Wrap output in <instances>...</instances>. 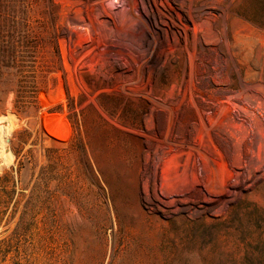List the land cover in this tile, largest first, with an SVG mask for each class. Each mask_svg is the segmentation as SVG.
<instances>
[{"label": "rangeland", "instance_id": "rangeland-1", "mask_svg": "<svg viewBox=\"0 0 264 264\" xmlns=\"http://www.w3.org/2000/svg\"><path fill=\"white\" fill-rule=\"evenodd\" d=\"M163 1L177 25H155L150 0L134 3L140 24L116 0H0V45L21 39L38 106L14 112L3 70L0 117L16 127L0 264H264V0ZM189 102L222 114L237 152L212 214L167 218L148 212L141 175L154 111Z\"/></svg>", "mask_w": 264, "mask_h": 264}, {"label": "bare ground", "instance_id": "bare-ground-1", "mask_svg": "<svg viewBox=\"0 0 264 264\" xmlns=\"http://www.w3.org/2000/svg\"><path fill=\"white\" fill-rule=\"evenodd\" d=\"M116 1L128 6L132 5L133 8H129L131 10L125 17L130 19L134 16L136 22L141 23L142 16L140 17L138 13V17L134 15L135 12L142 14L143 11L142 8L136 7L137 0ZM150 2L155 25L159 26L162 18H167L170 26L177 25L171 16L173 10L177 11L176 6L163 0H150ZM158 6L162 9L159 10ZM164 28L169 37L165 25ZM210 73V67L202 64L194 77L200 80L209 76ZM193 105L195 106L193 102H189L184 109L154 111L156 137L147 149L146 162L141 175L142 200L150 213H159L167 218L182 215L197 219L205 214H212L215 210L221 173L225 166L223 158L230 157L232 152H237V149L230 126L227 123L224 124L221 119L222 114L217 118L211 112L198 110ZM13 117L12 114L0 117V122L6 121L5 124H7L5 127L0 126V157L2 158L0 171L3 166L10 164L13 158L9 151L2 154L7 146L8 137L16 127ZM217 129H219L218 132ZM247 131V126L243 123V130L238 137L241 139L238 141L242 147L251 149L247 138H242L246 136ZM232 157L235 155L232 154L230 158ZM151 161L153 164L150 170L148 167ZM252 163L249 165L251 168L255 166ZM234 166L235 164L233 167L229 166V169L235 171Z\"/></svg>", "mask_w": 264, "mask_h": 264}, {"label": "trees", "instance_id": "trees-1", "mask_svg": "<svg viewBox=\"0 0 264 264\" xmlns=\"http://www.w3.org/2000/svg\"><path fill=\"white\" fill-rule=\"evenodd\" d=\"M21 39H11L8 42L10 45L7 50L4 46L0 45V85L4 84V74L6 70L8 74V84L13 85L11 91L13 93V109L17 115H27L30 109L38 110V106L35 100V89H36V78L33 75L27 72V69H34L33 66H26L24 63L25 54L27 51L22 50ZM30 55L31 51L28 50ZM59 55V51L57 50ZM29 57V56H28ZM2 99H0V109L2 108ZM18 155V154H17ZM16 155V156H17ZM28 163H19V171L29 170ZM8 173H5L3 177L0 178V195L7 197L10 194V191L7 185L2 183V180L7 181Z\"/></svg>", "mask_w": 264, "mask_h": 264}]
</instances>
